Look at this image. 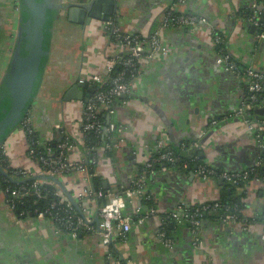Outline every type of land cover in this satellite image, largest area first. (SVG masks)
Here are the masks:
<instances>
[{"label": "crops", "instance_id": "obj_1", "mask_svg": "<svg viewBox=\"0 0 264 264\" xmlns=\"http://www.w3.org/2000/svg\"><path fill=\"white\" fill-rule=\"evenodd\" d=\"M251 1L191 0L182 10L205 21L186 28L164 29L169 50L141 64V73L133 81L130 116L122 117L131 127V137L138 139L141 146L153 148L160 138L175 145L198 141L205 162L216 168L243 171L255 163L260 152L257 130L245 122L250 117L236 114L245 80L224 68L213 41L214 32L224 34L228 49L240 63L264 72V33H252V24L245 21V9L252 11ZM92 2L59 0L65 7L89 6ZM173 2L115 0V10L108 19L92 18L90 23L86 19L82 23L71 20L69 9L57 13L48 59L30 108V117L43 142L58 140L57 124L63 131L73 133L82 123V100H64L67 91L81 79L107 76V61L119 48L111 43L105 23L113 21L122 32L148 36ZM19 24L20 12L15 11L12 1L0 0V84L12 58ZM213 120L218 124L211 127ZM13 133L5 141L12 163L42 177L28 156L27 139L18 130ZM132 145L117 151L115 161L107 155L101 157L97 174L107 181L110 193L126 186V172L136 161L142 162L133 158ZM80 176L74 171L63 179L76 201L85 185ZM191 177L187 170L163 166L148 179L160 211L180 215L183 205L192 207L219 200L221 186L217 180L202 181L197 172L193 180ZM237 190L242 192L241 188ZM245 190L244 213L255 218L251 230L242 225L234 229L224 222H210L202 229L204 249L199 252L193 247V234L185 218L173 222L174 247L168 249L157 238L160 217L141 218L135 213L136 200H129L125 213L132 216L133 226L124 237L116 233L112 256V249L98 233L101 220L97 221V207L108 202L110 195L89 201L94 230L75 235L59 232L31 215L21 216L10 207L0 187V264H116L117 258L127 264H264V182L252 179Z\"/></svg>", "mask_w": 264, "mask_h": 264}, {"label": "built area", "instance_id": "obj_2", "mask_svg": "<svg viewBox=\"0 0 264 264\" xmlns=\"http://www.w3.org/2000/svg\"><path fill=\"white\" fill-rule=\"evenodd\" d=\"M11 1L15 11H17V9H19V0ZM189 1L191 0H176L171 3L167 11L162 15L159 26L148 36H144L140 33L131 34L122 32L115 26L113 21H107L105 23V29L111 39V43L116 44L119 50L114 57L107 61L108 73L105 78L94 76L91 79L79 80L80 83H85L87 87L93 88L94 92L88 97L87 101L82 100V123L76 132L70 133L63 131L62 126L57 124L55 130H58V132L60 131L59 137L61 140L47 142L38 140L37 144L44 145L45 153L37 155L36 148L32 146L35 142H29L28 138L30 134L36 131L32 118L29 115L28 117H24L20 122L16 131H20L27 139V153L37 167V170L43 175L48 173L50 177L59 179L62 184L67 173L70 171H78L81 174L80 180L85 184L83 189L76 195L77 202L83 212L82 214L76 210L65 192L61 190L60 193H57L58 199L36 210V214L33 217L39 222L48 223L59 232L66 231L75 235L83 231L94 230V225L92 224V209L90 208L89 201L95 197L100 198L102 194L93 189L92 174L89 167L85 164L86 158L91 153L98 156L100 164L101 157L107 155L106 151H112L116 154L117 151L123 149V146L134 144L132 145L134 147L133 153L136 154L139 159H142L139 165L149 168L152 165V161L176 163L178 159L174 156L173 151L170 150L169 142L160 138L157 139L153 148L145 145L141 146L138 139L131 137V127L122 117H129V115L125 113V109L132 108L133 103L130 98L134 94L133 81L137 79L141 73V64L156 58L160 54H165L169 50L168 46L165 44L164 29L186 28L196 25L198 21H205L204 18L197 15L180 12L182 10L181 7ZM251 9L253 13L249 18V22L264 31V16H262V11H264V0H252ZM223 40L222 37L216 35V33L214 34L213 41L215 45ZM220 53L219 58L224 68L242 77V72L238 63L233 59L231 53ZM117 65H123L125 69L119 71V73L114 76L112 73ZM126 76L130 77L128 82L126 81ZM245 76L249 80V91L253 94L251 95L250 102L246 101L245 97H243L236 111L238 116H243L244 118L255 106L261 105H256L252 101H256L257 94L264 89V72L248 66L245 68ZM124 95H127V97L124 98ZM102 117L104 119H102ZM245 122L250 126L254 125L257 130L260 152L254 165L243 171L224 170L218 173L215 169L210 167L211 165L208 162H205L199 165L196 170L202 181L221 179L235 184L240 181H245V190L246 185L251 181L248 178L250 174L255 171L256 166L264 165V157L260 155V153L264 151V119L248 118ZM217 124L218 121L213 120L211 122V127ZM91 135L96 137L95 143L97 144L98 142V147L96 144L90 145L85 143V139H91ZM50 142L57 144L58 153L53 151L49 144ZM201 147L200 142L194 141L187 145H183L182 149L200 150ZM0 151L2 155L6 157L8 167L12 171L10 174L14 178L20 177L22 179H29L35 176V174L26 169L14 166L11 160L9 147L5 142L0 144ZM154 153L159 154L156 159L153 158ZM147 173L148 172L145 171L141 174H137V171H132L128 173L127 176L131 185L128 187L122 185L119 191H114L112 193L108 190L106 191L105 194L110 195L111 199L104 204H99L97 207V213L101 220L98 233L103 239V243L110 247V244H113L116 239V233H118V236L124 237L132 229L133 218L131 215L125 213V208L127 201L136 200L135 213L140 214L141 218L149 219L153 216L160 217L157 238L164 247L168 249L174 247V239L166 231V224L169 220L175 221L185 218L191 221L194 249L196 252L203 251V220L200 214L191 215L187 213L186 209L183 207H181V214L178 215L176 211H160L155 204L147 207L143 206V200L151 198L148 194L151 190L149 189ZM7 180L10 181L8 178ZM32 180L34 181L33 183L27 185L28 183L24 182L18 187L8 186L3 188L0 183V187L6 194L8 204L12 209L15 210L18 203H22L23 199L30 195H36L38 198L44 197L41 187L45 179L36 178ZM155 198L154 196V199ZM220 207H224V205L216 200L213 205L207 202L203 203L202 209H218ZM226 209L228 211L224 214L222 222L236 229V227L239 226L238 218L235 213L229 211L228 207ZM253 220L251 221L250 217L245 219L246 222H252L251 224H253ZM249 226L245 225V228ZM109 255L114 256L113 250H110ZM115 263L127 264L119 258L115 260Z\"/></svg>", "mask_w": 264, "mask_h": 264}, {"label": "water", "instance_id": "obj_3", "mask_svg": "<svg viewBox=\"0 0 264 264\" xmlns=\"http://www.w3.org/2000/svg\"><path fill=\"white\" fill-rule=\"evenodd\" d=\"M115 7V0H93L89 6L75 4L71 7L61 5L59 0H19L20 24L16 36V43L9 67L0 84V144L18 127L25 116L28 103L34 100L36 96L34 93L35 84L40 79L39 75L43 74V61L47 62L49 55L45 47L46 33L48 30L52 31V24L57 13L69 9L68 12L71 20L82 23L86 19L90 23L92 18L108 19L114 12ZM102 9L104 14L102 13ZM257 31L260 34L264 32L262 29L252 25L251 32L255 33ZM23 47L26 49L25 54H22ZM84 89H87L91 93L94 92L93 88L87 87L85 83L79 82L67 91L64 95V100L71 101L80 99L87 101L89 95L86 94V90ZM123 97L126 98L127 95ZM260 98H264V93ZM130 110L131 108L125 109V113L129 116ZM254 112L258 116H264V104L255 106ZM60 140L59 138L58 141ZM132 148L134 150V147ZM202 156H204V153H202ZM134 157L136 159L137 155L134 154ZM138 166L139 161H136L131 170L137 171ZM197 168V165L194 167L188 166L192 180L196 176ZM131 170H128L126 175L132 172ZM0 172L13 183L21 184L27 180H16L4 169L1 163ZM42 177L45 176L42 175ZM42 177L34 176L31 179ZM53 180L60 185L72 204L82 214L83 212L79 203H77L61 181L57 178H53ZM104 184L105 188H107V181ZM97 221H100L99 215L97 216ZM252 226L247 229L251 230Z\"/></svg>", "mask_w": 264, "mask_h": 264}, {"label": "trees", "instance_id": "obj_4", "mask_svg": "<svg viewBox=\"0 0 264 264\" xmlns=\"http://www.w3.org/2000/svg\"><path fill=\"white\" fill-rule=\"evenodd\" d=\"M176 0H174L175 2ZM180 12H185L184 9L181 10ZM252 11L249 9H245V21L249 24V18L252 15ZM262 16H264V11H262ZM27 25V22H26ZM51 30H48L46 33V50H49V42H50V37H51ZM216 35H219L220 37H222L224 40L221 41L220 43H218L216 45V52L217 54H221L220 52H225V53H231L233 59H235L238 63V66L242 72V78L245 80L243 81V97H245L246 101H251V95L253 94L251 91H249V80L248 78L245 76V68L248 67V65L242 64L240 63V61L232 54V52L228 49L227 46V42H226V38L224 36V34L220 33L219 31L215 32ZM26 53V49L23 47L22 50V54ZM43 65H42V69L44 70L45 68V64L46 61H43ZM125 68L123 67V65H117L112 73V75H116L117 73H119V71L124 70ZM40 79L36 82L35 84V90L34 93L36 94V90L39 87V84L41 82V78H42V74L39 75ZM126 81L128 82L130 80L129 76H126ZM87 95H91L92 93L86 90ZM264 93V89L262 91H260L257 94V100L256 101H252L254 102V104H261L264 100L260 98V96ZM130 100H132L130 98ZM33 101V100H32ZM32 101H30L27 105V110L25 111V116L24 117H28L30 115V108L32 106ZM258 115L254 112V109L249 111L247 113V117H250V119H255ZM1 119V116H0ZM102 119H104L102 117ZM212 135V134H211ZM29 138V142H35L34 144H32V146L34 148H36V152L37 155L39 154H44L45 153V148L43 144H37L38 140H42L41 136H39V133L37 131H35L34 133L30 134L28 136ZM96 137L94 135H91V139L87 138L85 139V143L86 144H96L95 141ZM42 142V141H41ZM184 142H181L177 145L175 144H170V150L173 151L174 156L178 159L176 161V163H169L166 161H152V165L149 168L144 167L143 165H139L138 169H137V174H141L145 171H147V175H148V179L149 178H153L154 174L156 171H159L163 166H168V167H177L180 168L181 170H188V166H192L194 167L195 165L199 166L205 163V159L204 156H202V150H184L182 149V144ZM50 146L52 147L53 151L55 153H58V147L57 144L50 142L49 143ZM181 144V145H180ZM188 143H185L184 145H187ZM179 145V146H178ZM96 146L98 147L99 144L97 142ZM107 156L112 157V160L115 161L116 154L112 151L107 152L106 151ZM260 155H262L264 157V151H262L260 153ZM159 156L158 153H154L153 158H157ZM197 157V158H194ZM0 163L1 165L4 167L5 170H7L9 173H12L11 169L8 167V162L6 160V157L4 155H2L1 151H0ZM85 164L89 167L90 172L92 174V184H93V189L96 192L101 193V199L102 197H104L107 189L105 188V184H104V179L101 175L97 174V170H98V165H99V160H98V156H96V154L91 153L85 160ZM186 164V165H185ZM254 165V164H253ZM210 167H212L213 169H215L218 173L224 171V169H220V168H216L213 165H211ZM252 167V166H251ZM250 167V168H251ZM228 171H234V170H228ZM236 171H240V170H236ZM74 171H70L69 173H67L66 177H69L71 175H73ZM45 177H43L45 179L43 186L41 187L44 197L43 198H38L36 195H30L29 197H26L23 199L22 203H18L16 211L18 214H20L21 216H34L36 214V210L38 208H43L47 205H49V203H51L52 201L58 199V195L57 193H60L62 188L57 185V183L53 180L52 177H50V175H48V173L44 174ZM249 180L252 179H258V180H262L264 182V165L262 166H256L255 171L252 172L250 174V177L248 178ZM34 181L29 178L26 180L25 183H28L27 185L33 183ZM217 182L220 183L221 186V195L219 197V200L222 205H224V207H220L218 209H214V208H209L207 210H203V204H197L194 205L192 207H187L186 205H183V208L186 209V212L191 214V215H195V214H200L202 220H203V228L206 227L207 225H209L210 222H222V218L224 216V214L227 213V207L229 208V211L232 213H235L237 218H238V222L239 225L243 226H249L252 225V222H246L245 219L247 218L245 213H244V207H245V199H246V191L244 190V186L246 184L245 181H240L238 183H229L226 181H223L221 179H217ZM0 183L1 186L3 188L5 187H18L20 184H15L11 181L7 180V177H5L1 172H0ZM77 186L80 184L77 183ZM126 185H131L129 179H128V183L126 182ZM127 186V187H128ZM238 188L242 189V192H238ZM148 194L151 196L150 199H144L143 200V206L147 207L150 206L152 204L157 205V200L156 198L154 199L155 193H153L152 191L148 192ZM215 201H209L207 202L208 204L213 205ZM197 216V215H196ZM198 217V216H197ZM253 217H250V220L252 221ZM187 220V224L189 226V228L191 229V221ZM254 221V220H253ZM174 220L170 221L166 224V231L168 232V234L171 236L176 225L175 223H173ZM251 227V226H249ZM202 228V229H203ZM192 232V231H190ZM203 233V232H202ZM172 237V236H171ZM203 238V235H202ZM110 248H114L113 244H110ZM113 250V249H112ZM116 255V254H115ZM117 256V255H116Z\"/></svg>", "mask_w": 264, "mask_h": 264}, {"label": "rangeland", "instance_id": "obj_5", "mask_svg": "<svg viewBox=\"0 0 264 264\" xmlns=\"http://www.w3.org/2000/svg\"><path fill=\"white\" fill-rule=\"evenodd\" d=\"M62 102H63V101H62ZM13 132H14V131H13ZM13 132H12V133H13ZM15 133H16V130H15ZM15 133H13V135H15ZM189 150H192V149H189ZM187 151H188V150H187Z\"/></svg>", "mask_w": 264, "mask_h": 264}, {"label": "flooded vegetation", "instance_id": "obj_6", "mask_svg": "<svg viewBox=\"0 0 264 264\" xmlns=\"http://www.w3.org/2000/svg\"><path fill=\"white\" fill-rule=\"evenodd\" d=\"M15 130H16V129H15ZM6 139H7V138H6ZM6 139H4L2 143H4V142L6 141Z\"/></svg>", "mask_w": 264, "mask_h": 264}]
</instances>
